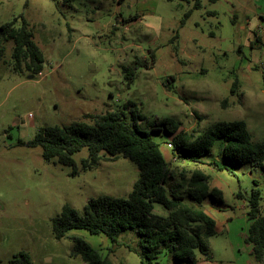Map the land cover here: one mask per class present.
<instances>
[{"label": "rangeland", "instance_id": "obj_1", "mask_svg": "<svg viewBox=\"0 0 264 264\" xmlns=\"http://www.w3.org/2000/svg\"><path fill=\"white\" fill-rule=\"evenodd\" d=\"M196 2L0 0V26L25 24L44 60L38 75L14 71L13 43L2 44L0 264L19 252H26L32 264H83L79 256H70V240L54 238L53 219L64 205L82 215L89 199L127 198L138 178L136 165L122 157L82 170L86 148L72 156L75 174L56 159L44 160L39 147L27 144L42 128L91 123L89 116L110 111L135 112L142 129H162L151 136L177 171L195 166L173 162V150L166 146L172 136L162 128L168 118L195 137L215 123L242 121L252 142L264 144V0H198L195 8ZM127 67L132 78L126 77ZM235 81L238 89L230 93ZM217 146L199 168L210 186L222 191L223 206L206 210L216 233L208 240L209 260L197 253V264H264L252 258L245 243L246 201L254 188L264 214V171L247 163L225 164ZM213 158L227 169H214ZM154 212L166 214L158 204ZM67 235L84 239L103 255L111 246L102 235L84 230ZM137 242L132 231L123 232L120 246L109 255L112 264H140L128 249ZM152 264L182 263L162 257Z\"/></svg>", "mask_w": 264, "mask_h": 264}, {"label": "trees", "instance_id": "obj_2", "mask_svg": "<svg viewBox=\"0 0 264 264\" xmlns=\"http://www.w3.org/2000/svg\"><path fill=\"white\" fill-rule=\"evenodd\" d=\"M59 1L70 4L76 0ZM14 22L0 26V62L4 54L2 44L12 41L13 70L23 68L33 76L38 75L43 70V55L26 25L15 28ZM154 61L151 56V64ZM124 72L126 77L132 78L134 74L131 67L125 68ZM169 80L173 81V78ZM237 89L235 81L230 93ZM226 102L224 99L223 104ZM89 118L91 123L77 121L61 127L42 128L27 144L39 147L44 160L56 159L61 166L73 168V174L77 171L72 156L83 148L87 149L88 157L81 161L82 170L90 169L100 161L122 157L136 165L138 178L127 198L99 196L89 199L82 215L64 205L52 221L54 238L70 240L73 244L70 256H79L83 264H112L109 255L120 246L118 238L127 230L138 236L136 247L128 249L139 256L140 264H152L163 254L182 264H197V253L209 260L208 240L216 233V223L205 212L203 202L209 199L223 204V194L210 187L209 176L199 168L203 164L201 160L209 157L211 149L218 143L219 155L225 164L238 166L247 163L252 169L264 171V144L252 142L242 121L215 123L195 137L194 133L179 130L180 123L168 118L162 122V128L172 136L174 157L179 162L195 166L192 170L181 168L177 171L165 161L159 143L151 136L162 129H142L141 118L135 112L128 116L117 110ZM210 165L218 171L227 169V165L218 164L214 158ZM236 197L243 199L241 193ZM260 200V191L254 188L246 201L249 225L245 243L251 246V256L256 262L264 261V214L261 213ZM156 204L162 206L165 215L154 212ZM72 230L104 235L111 246L103 255L84 239L67 235ZM8 264L32 263L26 252H19Z\"/></svg>", "mask_w": 264, "mask_h": 264}, {"label": "crops", "instance_id": "obj_3", "mask_svg": "<svg viewBox=\"0 0 264 264\" xmlns=\"http://www.w3.org/2000/svg\"><path fill=\"white\" fill-rule=\"evenodd\" d=\"M168 144H171V142L169 143H166V146H168ZM169 148V147H168ZM161 151V150H160ZM161 154H162V156L164 157V159H165V154H163L162 152H161ZM172 160H173V162H175V161H178V159H176V157H174V152H173V157H172ZM165 161L167 162V160L165 159ZM202 161V165H205L206 163V161H204V158L201 160ZM171 164V163H170ZM172 165V164H171ZM211 188H215L214 186H210ZM223 206V204H216V203H214L213 201H211V200H209V199H207V200H205L204 202H203V208H204V210H205V212L207 213V211L209 210V211H212V212H217L216 210H221V207ZM207 210V211H206ZM208 214V213H207ZM209 215V214H208ZM210 216V215H209ZM105 239V242H108L109 240L104 236V235H102ZM106 246H108L107 245V243H106ZM105 246V247H106ZM93 248H95V247H93ZM95 249H98V250H100V252H101V249H99V248H95ZM102 253V252H101ZM110 257V256H109ZM162 257H168V256H166L165 254H163V255H161V256H159V258L155 261V262H157L160 258H162ZM111 261V260H110ZM202 262H206L205 260L204 261H202ZM154 263V262H153Z\"/></svg>", "mask_w": 264, "mask_h": 264}, {"label": "built area", "instance_id": "obj_4", "mask_svg": "<svg viewBox=\"0 0 264 264\" xmlns=\"http://www.w3.org/2000/svg\"><path fill=\"white\" fill-rule=\"evenodd\" d=\"M168 147H169V148H172L171 144H168Z\"/></svg>", "mask_w": 264, "mask_h": 264}]
</instances>
